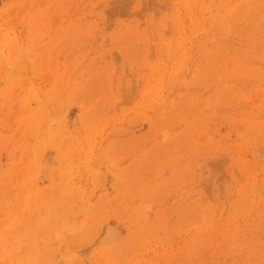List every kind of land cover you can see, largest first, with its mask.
<instances>
[{"label": "rangeland", "instance_id": "374dc122", "mask_svg": "<svg viewBox=\"0 0 264 264\" xmlns=\"http://www.w3.org/2000/svg\"><path fill=\"white\" fill-rule=\"evenodd\" d=\"M0 264H264V0H0Z\"/></svg>", "mask_w": 264, "mask_h": 264}]
</instances>
